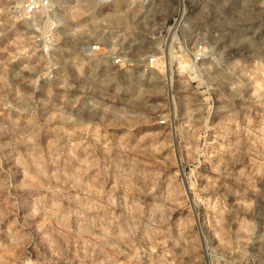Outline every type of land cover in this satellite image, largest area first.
Here are the masks:
<instances>
[{
    "label": "rangeland",
    "instance_id": "obj_1",
    "mask_svg": "<svg viewBox=\"0 0 264 264\" xmlns=\"http://www.w3.org/2000/svg\"><path fill=\"white\" fill-rule=\"evenodd\" d=\"M177 1L0 0V264H264V0Z\"/></svg>",
    "mask_w": 264,
    "mask_h": 264
},
{
    "label": "built area",
    "instance_id": "obj_2",
    "mask_svg": "<svg viewBox=\"0 0 264 264\" xmlns=\"http://www.w3.org/2000/svg\"><path fill=\"white\" fill-rule=\"evenodd\" d=\"M102 3H108L113 0H99ZM179 8L187 6V0H178ZM15 4V3H14ZM15 11L19 14L20 19L26 20L28 23L36 24V32L34 41L39 45L44 53H49L54 49L57 37V13L54 0H19L16 2ZM178 11L174 16L173 23L186 25L184 15ZM90 51L106 50L103 43H92L86 47ZM113 63H124V56L119 50H113L111 55ZM158 56L151 55L145 62L146 69H153L158 64ZM164 122V120H162Z\"/></svg>",
    "mask_w": 264,
    "mask_h": 264
},
{
    "label": "bare ground",
    "instance_id": "obj_3",
    "mask_svg": "<svg viewBox=\"0 0 264 264\" xmlns=\"http://www.w3.org/2000/svg\"><path fill=\"white\" fill-rule=\"evenodd\" d=\"M17 1H19V0H17ZM152 1H153V0H152ZM15 7H16V4H15ZM115 16H116V15H115ZM89 45H90V44H89ZM89 45H88V46H89Z\"/></svg>",
    "mask_w": 264,
    "mask_h": 264
}]
</instances>
